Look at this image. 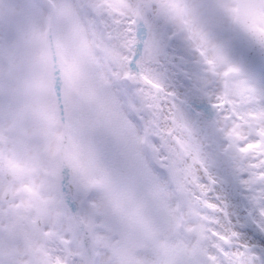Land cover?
I'll use <instances>...</instances> for the list:
<instances>
[{
	"label": "snow or ice",
	"instance_id": "6c2138e0",
	"mask_svg": "<svg viewBox=\"0 0 264 264\" xmlns=\"http://www.w3.org/2000/svg\"><path fill=\"white\" fill-rule=\"evenodd\" d=\"M0 264H264V0H0Z\"/></svg>",
	"mask_w": 264,
	"mask_h": 264
},
{
	"label": "rangeland",
	"instance_id": "374dc122",
	"mask_svg": "<svg viewBox=\"0 0 264 264\" xmlns=\"http://www.w3.org/2000/svg\"><path fill=\"white\" fill-rule=\"evenodd\" d=\"M176 54H177V55H181L182 53H181V52H179V51H177V53H176ZM182 83H183L182 81H178V86H180ZM184 87H187V86H184Z\"/></svg>",
	"mask_w": 264,
	"mask_h": 264
}]
</instances>
